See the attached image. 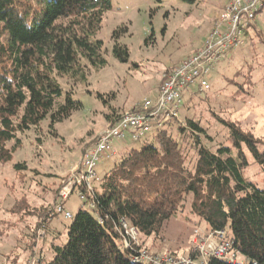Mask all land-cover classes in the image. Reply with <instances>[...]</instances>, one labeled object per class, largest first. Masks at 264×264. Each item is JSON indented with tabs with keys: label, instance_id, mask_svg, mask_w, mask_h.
Masks as SVG:
<instances>
[{
	"label": "trees",
	"instance_id": "trees-1",
	"mask_svg": "<svg viewBox=\"0 0 264 264\" xmlns=\"http://www.w3.org/2000/svg\"><path fill=\"white\" fill-rule=\"evenodd\" d=\"M180 1L194 5L199 0ZM111 8V0H0V163L12 160L25 133L46 120L63 122L83 109L62 81H85L90 67L107 65L96 35ZM255 25L246 41H252ZM125 32L118 29L113 35V55L121 62L129 59L128 48L119 42ZM248 79L246 75L251 83ZM118 116L114 110L110 123ZM173 120L163 121L139 149L130 150L99 178L100 190L89 197L95 208L79 209L67 226V243L57 245L53 238V258L41 264H139L134 261L137 252L149 249L144 241L122 250L118 241L123 223L138 230L141 239H158L188 202L208 232H226L240 260L211 257L208 264H264V188L243 175L250 165L246 150L264 167V140L225 121L231 146L212 150L200 123L187 119L177 139L168 130ZM181 138L190 140L196 155L192 167ZM15 170H26V165ZM56 215L52 207L45 208L38 217L40 227L47 228Z\"/></svg>",
	"mask_w": 264,
	"mask_h": 264
},
{
	"label": "rangeland",
	"instance_id": "rangeland-1",
	"mask_svg": "<svg viewBox=\"0 0 264 264\" xmlns=\"http://www.w3.org/2000/svg\"><path fill=\"white\" fill-rule=\"evenodd\" d=\"M111 2L112 8L96 35L103 42L107 65L101 69L90 67L85 81L74 82L70 78L62 81L67 92H74L73 99L81 102L83 109L63 122L52 125L51 120H46L25 133L12 160L0 163V264L49 262L53 258V238L56 237L57 245L67 243V226L72 220L56 215L43 228L39 225V214L48 207L55 209L56 198L70 175L79 169L86 150L109 127L112 112L115 110L120 116L155 98L166 72L198 50L228 0H199L194 5L180 0ZM255 27L252 41L247 40L243 47L231 52L212 73L209 91L195 88L196 95L185 96L179 118L168 129L173 137L179 139L180 127L192 119L206 130L209 139L204 142L212 150L220 145L231 146L225 121L264 140V7L257 15ZM118 29L126 31L119 42L128 48V62L113 55V35ZM246 75L248 82L252 79L251 83H246ZM154 133L155 129L151 134ZM181 142L192 167L196 155L191 142L186 138H181ZM13 145L12 142L7 147ZM140 146L130 139L123 144L116 142L117 156H104L97 166L99 178L126 153ZM245 152L250 165L244 177L264 188V167ZM18 164L26 165V170L16 171ZM94 187L100 190V183L95 182ZM64 206L73 216L80 208L87 209L77 193ZM207 227L188 202L178 216L165 224L158 239H141L140 234L137 239L140 246L145 241L149 252L188 258L195 255L198 239L203 238L208 247L213 244ZM33 231L37 233L36 239L32 238Z\"/></svg>",
	"mask_w": 264,
	"mask_h": 264
},
{
	"label": "built area",
	"instance_id": "built-area-1",
	"mask_svg": "<svg viewBox=\"0 0 264 264\" xmlns=\"http://www.w3.org/2000/svg\"><path fill=\"white\" fill-rule=\"evenodd\" d=\"M263 7L264 0H228L202 47L164 75L157 96L118 116L107 129L100 132L94 144L86 150L79 169L70 175L60 191L61 203L54 212L65 220H72L74 216L65 209L64 204L74 193L78 194L86 208L94 209L95 203L89 197L95 192V182H99L97 166L101 159L116 155V142L124 143L130 139L132 143H140L154 129L161 127L163 121L179 118L184 98L194 93L193 89L209 91L212 73L231 52L245 45L246 35L252 30ZM123 230L118 241L122 250H130L132 243L140 247L137 239L139 231L127 223H123ZM210 234L208 238H213V242L210 241L213 244L208 247L203 238L198 239L195 242V255L188 258L141 249L134 261L139 264H208L211 257L228 263L240 261L225 231Z\"/></svg>",
	"mask_w": 264,
	"mask_h": 264
},
{
	"label": "crops",
	"instance_id": "crops-1",
	"mask_svg": "<svg viewBox=\"0 0 264 264\" xmlns=\"http://www.w3.org/2000/svg\"><path fill=\"white\" fill-rule=\"evenodd\" d=\"M251 35H253V32H251ZM202 45H203V43H202ZM202 45L198 48V50L202 47ZM198 50H197V51H198ZM194 53H195V52H194ZM217 69H218V68H217ZM120 144H123V143L120 142ZM115 150H116V147H115ZM117 154H118V153H117V150H116V155H115V156H117Z\"/></svg>",
	"mask_w": 264,
	"mask_h": 264
},
{
	"label": "bare ground",
	"instance_id": "bare-ground-1",
	"mask_svg": "<svg viewBox=\"0 0 264 264\" xmlns=\"http://www.w3.org/2000/svg\"><path fill=\"white\" fill-rule=\"evenodd\" d=\"M213 233V232H212Z\"/></svg>",
	"mask_w": 264,
	"mask_h": 264
}]
</instances>
